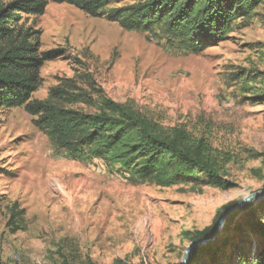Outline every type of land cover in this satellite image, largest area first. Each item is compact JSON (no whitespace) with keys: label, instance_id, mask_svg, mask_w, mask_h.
<instances>
[{"label":"rangeland","instance_id":"rangeland-1","mask_svg":"<svg viewBox=\"0 0 264 264\" xmlns=\"http://www.w3.org/2000/svg\"><path fill=\"white\" fill-rule=\"evenodd\" d=\"M135 2L113 0L108 10ZM22 25L37 32L42 53H64L41 68L33 99L75 81L96 99L101 90L163 126L208 132L214 147L236 161L230 190L129 182L71 160L24 108L1 109L0 264H182L196 236L218 231L226 208L264 191V4L227 41L201 53L168 46L160 31L129 32L68 4L51 3L44 16H25ZM70 108L95 112L83 104ZM15 204L26 211V232L13 234L7 226ZM226 221L212 249L216 264L251 262L264 252L247 213L230 230ZM4 242L20 262L3 252ZM193 252L188 264H213L212 254L195 259Z\"/></svg>","mask_w":264,"mask_h":264},{"label":"trees","instance_id":"trees-1","mask_svg":"<svg viewBox=\"0 0 264 264\" xmlns=\"http://www.w3.org/2000/svg\"><path fill=\"white\" fill-rule=\"evenodd\" d=\"M112 2L0 0V110L24 108L35 118V126L71 160L102 166L129 182H148L162 188L194 182L232 189L229 167L236 156L214 147L208 132L197 134L185 127L163 126L142 111L103 96L101 90L96 99L75 81L52 89L45 100L33 99L41 87V68L64 53H42L37 32L26 30L22 22L25 16H44L51 3L68 4L90 17H106L129 32L156 35L160 31L168 46L178 44L188 52L201 53L227 41L237 23L252 18L264 0H137L108 10ZM80 104L93 107L95 112L70 108ZM263 209L264 199L244 207L229 216L226 230L239 215L247 213L253 233L264 238ZM7 226L13 234L27 231L26 211L18 204L11 209ZM204 239L199 235L192 242ZM216 239L194 249L195 259L212 254L213 264L218 263L217 253L212 251ZM242 264H264V252Z\"/></svg>","mask_w":264,"mask_h":264},{"label":"water","instance_id":"water-1","mask_svg":"<svg viewBox=\"0 0 264 264\" xmlns=\"http://www.w3.org/2000/svg\"><path fill=\"white\" fill-rule=\"evenodd\" d=\"M262 198H264V191L255 193L249 197H247L243 202H241L239 205L231 208L230 210H228L221 218L220 223H219V229L217 231V233L215 234L214 237H212L211 239H204V240H200V241H195L192 242L186 249L185 251V255L183 258V262L182 264H188L189 262V258H190V254L194 251V249L198 248V247H202L205 245H208L210 242L214 241L216 239V237L219 235L220 230L223 228L224 222L226 221V219L236 213L237 211L241 210L243 207H245L246 205H248L251 202L254 201H259Z\"/></svg>","mask_w":264,"mask_h":264},{"label":"built area","instance_id":"built-area-1","mask_svg":"<svg viewBox=\"0 0 264 264\" xmlns=\"http://www.w3.org/2000/svg\"><path fill=\"white\" fill-rule=\"evenodd\" d=\"M1 248L3 252L9 254L13 262L18 263L21 261V255L19 254V252L12 250L10 246L8 245V243L4 242L3 244H1Z\"/></svg>","mask_w":264,"mask_h":264}]
</instances>
